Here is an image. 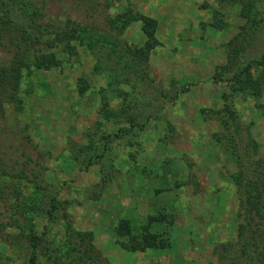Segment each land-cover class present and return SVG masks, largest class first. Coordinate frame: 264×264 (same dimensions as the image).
Returning <instances> with one entry per match:
<instances>
[{"label": "rangeland", "instance_id": "obj_1", "mask_svg": "<svg viewBox=\"0 0 264 264\" xmlns=\"http://www.w3.org/2000/svg\"><path fill=\"white\" fill-rule=\"evenodd\" d=\"M104 1L111 18L126 12L154 18L159 46L145 71L131 63L123 45L144 43L141 23L134 22L117 41L99 40L96 55L75 44L72 56L53 50L58 67L24 72L17 101L0 116V143L3 149L12 145L4 158L17 160L15 171L26 175L18 202L29 219L5 231L45 233L39 248L60 245L65 212L75 230L92 232L106 264H123L116 253L131 251L122 244L130 246L155 217L163 220L151 222L148 231L169 245L157 250L172 259L184 251L187 264H218L212 249L235 239L244 211L231 178L237 166L229 146L241 155L249 136L264 157V83L258 97L250 85L259 69L251 67L240 82L230 75L213 80L226 61L225 44L245 24L241 6L219 0ZM255 2L264 19V0ZM218 18L221 29L214 28ZM109 33L116 38V30ZM112 46L115 55L108 56ZM263 47L264 31L246 61L257 59ZM214 134L226 137L222 146ZM4 180L0 174V184ZM51 199L65 208L56 212L55 223L47 214ZM120 220L128 222L129 236L116 233ZM20 240L14 248L0 238V264H26L30 247ZM37 262L45 263L42 257Z\"/></svg>", "mask_w": 264, "mask_h": 264}, {"label": "trees", "instance_id": "obj_2", "mask_svg": "<svg viewBox=\"0 0 264 264\" xmlns=\"http://www.w3.org/2000/svg\"><path fill=\"white\" fill-rule=\"evenodd\" d=\"M219 2L240 5L245 24L225 44L226 61L216 67L213 80L221 81L230 75V80L240 82L249 76L251 67L258 68L260 77L249 81L255 91L253 96L258 97L260 84L264 83V47L257 59L246 61L245 56L264 31L262 11L257 8L255 0ZM109 8V2L104 0H0V116L5 105L17 101L24 72L32 69L47 71L59 66L53 50L72 56L76 53L77 44L96 55L99 40L117 41V37L134 22L141 23L144 43L140 48L123 45V49L130 62L138 63L145 71L150 52L159 46L156 39L157 21L130 12L111 18L106 12ZM214 15L219 16L218 13ZM213 24L214 28H223L220 18L215 19ZM112 30L117 31L116 38L109 33ZM109 50L108 56L115 55L114 46ZM81 84L79 92L84 93L86 87L83 81ZM104 106L106 101H103V111L107 114ZM224 111L230 112V108L226 106ZM203 114L208 120L206 111ZM212 138L222 146L226 137L214 134ZM245 139L241 155L234 145L229 146V153L237 166V172L231 178L244 211L237 219L235 239L215 245L212 249L218 264H264V157L259 156V146L252 138L247 136ZM11 148L12 145H8L3 149L0 143V174L6 179L0 184V238L14 248L21 247L20 238L28 241L30 251L26 264H38L40 257L44 264H106L93 243L92 232L75 230L71 219L62 211L64 206L54 199L50 201L47 214L55 223L56 212H63V219L60 220L65 225V235L60 245L53 246L52 242H48L49 248H39L44 243L45 233L39 237L32 232L23 236L5 231L6 227L19 229L15 225L19 219H29L18 202L21 181L26 180V175L23 171H15L17 160L4 158ZM1 219L5 221L4 224ZM161 220L155 217L149 219L139 236L131 239V245L122 244V248L131 252L167 248L169 245L166 241L148 231L151 222ZM129 230L126 220L118 222L116 233L120 237L129 236Z\"/></svg>", "mask_w": 264, "mask_h": 264}, {"label": "crops", "instance_id": "obj_3", "mask_svg": "<svg viewBox=\"0 0 264 264\" xmlns=\"http://www.w3.org/2000/svg\"><path fill=\"white\" fill-rule=\"evenodd\" d=\"M180 252L182 254H179V258L178 256H174L173 259L168 255H165L163 251L157 249H148L144 252H126L123 250H119L116 255L119 257L120 263L123 262V264H174L176 262H178L179 264H187L185 263L186 261L184 257V251ZM176 257L178 259H176ZM108 261L109 263H111L110 258H108ZM189 264L195 263L190 261Z\"/></svg>", "mask_w": 264, "mask_h": 264}]
</instances>
